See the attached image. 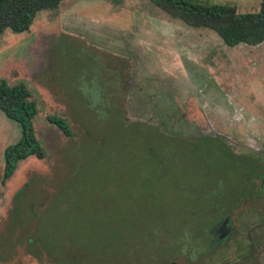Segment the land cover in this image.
<instances>
[{"label":"rangeland","instance_id":"obj_1","mask_svg":"<svg viewBox=\"0 0 264 264\" xmlns=\"http://www.w3.org/2000/svg\"><path fill=\"white\" fill-rule=\"evenodd\" d=\"M1 80L29 89L45 157L3 180L20 127L0 110V264H264V42L64 0L2 33Z\"/></svg>","mask_w":264,"mask_h":264},{"label":"trees","instance_id":"obj_2","mask_svg":"<svg viewBox=\"0 0 264 264\" xmlns=\"http://www.w3.org/2000/svg\"><path fill=\"white\" fill-rule=\"evenodd\" d=\"M64 0H0V36L5 30L13 33L27 31L36 14L57 9ZM173 19L193 28L214 31L228 46L258 45L264 42V0L258 10L240 12L232 5L191 3L188 0H150ZM0 110L20 127L18 140L4 149L3 180L14 172L17 163L29 156L44 158L45 151L38 140L34 119L36 103L22 83L13 85L0 81ZM48 121L64 135H70L66 119L48 115Z\"/></svg>","mask_w":264,"mask_h":264},{"label":"flooded vegetation","instance_id":"obj_3","mask_svg":"<svg viewBox=\"0 0 264 264\" xmlns=\"http://www.w3.org/2000/svg\"><path fill=\"white\" fill-rule=\"evenodd\" d=\"M219 234H220V232H219ZM219 234H217V236H218V239H220V235H219ZM218 239H217V240H218Z\"/></svg>","mask_w":264,"mask_h":264}]
</instances>
